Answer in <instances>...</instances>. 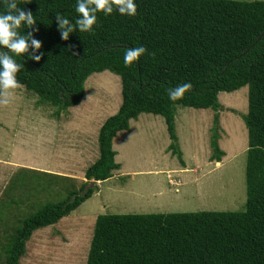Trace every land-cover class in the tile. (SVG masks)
I'll return each mask as SVG.
<instances>
[{
    "label": "trees",
    "instance_id": "trees-1",
    "mask_svg": "<svg viewBox=\"0 0 264 264\" xmlns=\"http://www.w3.org/2000/svg\"><path fill=\"white\" fill-rule=\"evenodd\" d=\"M136 3L134 17L98 12L93 32L74 30L62 40L55 14L74 21L76 0H18L32 12L36 20L32 38L41 44L35 52L30 47L14 57L23 64L16 75L26 90L36 94L39 103L66 110L80 104L90 75L109 71L120 79L121 104L100 126L98 158L85 170L79 187L65 183L72 178L32 170L58 180L64 198L43 202L18 219L8 235L3 264H19L34 231L56 224L88 199L95 191L88 181L94 184L113 176L112 171L120 168L113 139L129 130L130 121L141 113L164 119L170 153L183 164L175 106L212 109L216 113L210 160L219 163L224 152L218 143L217 111L222 106L217 96L245 86L247 113L240 116L247 131L244 209L99 215L85 264H264V0ZM4 10L0 4V12ZM20 31L27 35L31 29ZM141 45L145 54L125 66L124 51ZM32 55L41 58L34 61ZM185 82L192 88L170 100L168 89ZM23 171L27 176L17 175L14 181L31 187V169Z\"/></svg>",
    "mask_w": 264,
    "mask_h": 264
},
{
    "label": "rangeland",
    "instance_id": "rangeland-1",
    "mask_svg": "<svg viewBox=\"0 0 264 264\" xmlns=\"http://www.w3.org/2000/svg\"><path fill=\"white\" fill-rule=\"evenodd\" d=\"M217 99L222 106L218 143L224 152L218 164L210 160L212 109L175 106L183 164L170 153L164 119L139 114L113 139L120 168L107 180L88 181V187L95 186L88 199L56 224L34 231L19 264H85L99 215L242 211L247 131L240 116L247 113V87L220 92ZM38 100L24 87L8 105H0V264L18 219L43 202L64 198L58 180L32 170L72 178L65 183L76 187L85 181V170L98 158L99 128L121 104L120 79L109 71L93 73L80 104L66 110ZM23 168L31 169V187L14 181L27 176Z\"/></svg>",
    "mask_w": 264,
    "mask_h": 264
},
{
    "label": "clouds",
    "instance_id": "clouds-1",
    "mask_svg": "<svg viewBox=\"0 0 264 264\" xmlns=\"http://www.w3.org/2000/svg\"><path fill=\"white\" fill-rule=\"evenodd\" d=\"M0 4L5 8L0 12V105H8L9 98L14 99L15 90L25 87L18 81L16 75L23 69V64L14 57H21L30 47L35 52L41 44L32 38V32L36 31V20L30 10L19 6L18 0H0ZM113 11L121 16L134 17L137 12L136 0H76L75 12L78 15L74 21L59 12L55 14L60 38L67 40L74 30L81 33L93 32L97 23V13L102 12L108 16ZM21 28L24 30L30 28L31 31L25 35L24 31H20ZM145 52L146 48L142 45L127 48L123 54L125 66L134 64ZM40 58V55L31 56L34 61H39ZM191 88L190 82L179 84L168 89V97L175 100Z\"/></svg>",
    "mask_w": 264,
    "mask_h": 264
},
{
    "label": "crops",
    "instance_id": "crops-1",
    "mask_svg": "<svg viewBox=\"0 0 264 264\" xmlns=\"http://www.w3.org/2000/svg\"><path fill=\"white\" fill-rule=\"evenodd\" d=\"M218 164V163H217Z\"/></svg>",
    "mask_w": 264,
    "mask_h": 264
}]
</instances>
